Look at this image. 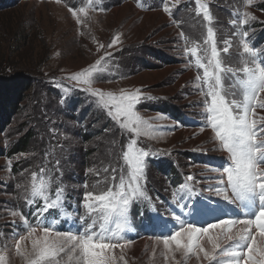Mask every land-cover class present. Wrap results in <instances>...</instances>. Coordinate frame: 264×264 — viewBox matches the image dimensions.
Instances as JSON below:
<instances>
[{
    "label": "rangeland",
    "instance_id": "374dc122",
    "mask_svg": "<svg viewBox=\"0 0 264 264\" xmlns=\"http://www.w3.org/2000/svg\"><path fill=\"white\" fill-rule=\"evenodd\" d=\"M155 1L0 0V83L13 76L31 81L21 89L19 110L0 121V264H225L231 258L219 257L237 242L222 239L234 221L197 227L168 215L180 227L172 240H159L154 233L127 236L121 219L130 209L135 231L149 209L157 215L168 208L163 196L178 203L191 193L193 204H218L217 190L235 195L238 184L257 186L252 171L258 157L264 160V87L247 98L229 71L246 61L264 75L262 56L240 39L264 37V0H202L203 15L195 10L200 0H173L169 17ZM206 19L220 46L211 95L204 90L211 80L206 62L201 76L198 55L192 67L180 40L188 33L196 38ZM254 22L257 30L249 29ZM201 41L208 39L198 36ZM135 97L142 103L127 108L126 98ZM162 106L184 117L173 118ZM113 117L124 121L113 124ZM28 130L26 150L9 157ZM88 148L95 149L86 154ZM151 151L163 154L157 163L172 166L182 180L173 184L161 173ZM141 193L147 210L130 208ZM69 227H85L86 235L64 232ZM232 253L235 264L239 254Z\"/></svg>",
    "mask_w": 264,
    "mask_h": 264
},
{
    "label": "bare ground",
    "instance_id": "6f19581e",
    "mask_svg": "<svg viewBox=\"0 0 264 264\" xmlns=\"http://www.w3.org/2000/svg\"><path fill=\"white\" fill-rule=\"evenodd\" d=\"M259 175L260 179L264 180V173L260 172ZM216 195L223 202H230V194L224 192L223 189L222 191L217 190ZM222 239L225 240L224 242L237 240L238 243L235 242L237 246L234 250L239 255L235 254V264H264V210H260L255 218L236 220ZM148 240V237L144 238L145 244Z\"/></svg>",
    "mask_w": 264,
    "mask_h": 264
},
{
    "label": "trees",
    "instance_id": "16d2710c",
    "mask_svg": "<svg viewBox=\"0 0 264 264\" xmlns=\"http://www.w3.org/2000/svg\"><path fill=\"white\" fill-rule=\"evenodd\" d=\"M151 52L154 55L157 53V51H154V50ZM30 82L31 81L29 80V78L27 79L24 78L22 80H19V78L16 76L8 77L1 81L0 83V115L3 114V117H2V120L0 121L7 123L8 119L12 117V114H15L19 110L20 104L24 99L23 96L22 97L20 96L21 91H22L21 89L23 87L24 91H27V89H29L31 86ZM12 85H14V87ZM155 108H158V107H155ZM159 108L164 112L167 111L168 114L172 116L173 118H175L176 116H181V114L179 115L177 109L173 110V108H171L170 106L169 107L162 106ZM1 126L2 125H0V127ZM31 131L29 130L26 131L22 137H19L17 141H15L12 144L10 151H8L9 157L12 155H16L18 153H22L24 150H26L33 136L32 135L33 133ZM87 137L88 136L85 134L81 136V138L85 141L87 140ZM94 149L95 148H92V149L88 148L87 151H85V153L89 154ZM159 164L160 163L154 164V166H156L161 173L169 177L172 181L177 179V177L179 176V173L176 171V169L172 168V166H170L169 164H165L163 166Z\"/></svg>",
    "mask_w": 264,
    "mask_h": 264
}]
</instances>
